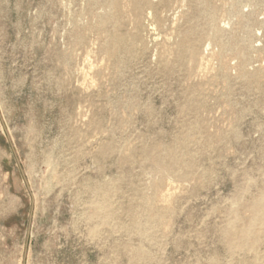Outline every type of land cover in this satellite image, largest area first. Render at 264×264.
Segmentation results:
<instances>
[{
  "label": "rangeland",
  "instance_id": "obj_1",
  "mask_svg": "<svg viewBox=\"0 0 264 264\" xmlns=\"http://www.w3.org/2000/svg\"><path fill=\"white\" fill-rule=\"evenodd\" d=\"M261 194L264 0H0V264H264Z\"/></svg>",
  "mask_w": 264,
  "mask_h": 264
},
{
  "label": "bare ground",
  "instance_id": "obj_2",
  "mask_svg": "<svg viewBox=\"0 0 264 264\" xmlns=\"http://www.w3.org/2000/svg\"><path fill=\"white\" fill-rule=\"evenodd\" d=\"M126 1V0H125ZM171 2V0H169ZM123 5V3H122ZM144 8V7H143ZM129 9V8H128ZM149 9V8H148ZM118 11V9H117ZM113 12V11H112ZM147 13V12H146ZM132 14V13H131ZM130 14V15H131ZM164 14V13H163ZM128 15V14H126ZM133 16V15H132ZM166 16V15H165ZM178 16V15H177ZM181 17V16H180ZM153 21V20H152ZM177 21V20H176ZM93 22V21H92ZM175 23V22H174ZM121 25V24H120ZM124 25V24H123ZM152 27V26H151ZM163 28V27H162ZM153 29V28H152ZM215 29V28H214ZM187 33V32H186ZM103 34V33H102ZM169 34V33H168ZM186 35V34H184ZM116 39V38H115ZM185 40V39H184ZM209 44V43H208ZM111 45V44H110ZM113 46V45H112ZM195 52V51H194ZM195 54V53H193ZM194 59V58H193ZM174 151V150H173ZM172 153V152H170ZM167 182V181H166ZM158 183V182H157ZM164 196V195H163ZM13 201V200H12ZM247 202V201H246ZM236 204V203H235ZM234 204V205H235ZM251 208L253 211V217L251 219V223H261L264 224V194H261L256 200H254L251 204ZM98 209H103V207L101 205L98 206ZM1 211V210H0ZM147 217V216H146ZM159 216H157L156 214L152 213L150 211V214L147 218V220L145 221V223L143 224V226L147 227L148 229H150L153 224L154 221L158 218ZM137 223V222H136ZM226 239L230 245V247H237L240 246V242H238L239 238H247L251 235V230H250V225H247L245 228L241 229V231L239 232L240 237L236 236L235 230H233V225L230 222V224L228 225V227H226V229L224 230ZM257 253V251H256Z\"/></svg>",
  "mask_w": 264,
  "mask_h": 264
}]
</instances>
